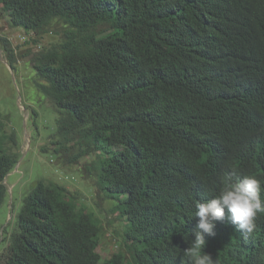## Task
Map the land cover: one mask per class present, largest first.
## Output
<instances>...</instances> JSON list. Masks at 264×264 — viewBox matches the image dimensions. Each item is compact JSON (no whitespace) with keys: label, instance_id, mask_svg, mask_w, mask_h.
I'll use <instances>...</instances> for the list:
<instances>
[{"label":"trees","instance_id":"trees-1","mask_svg":"<svg viewBox=\"0 0 264 264\" xmlns=\"http://www.w3.org/2000/svg\"><path fill=\"white\" fill-rule=\"evenodd\" d=\"M15 28H65L35 70L54 104L58 145L97 159L86 171L127 224L102 262L101 225L64 187L39 180L2 264H193L195 205L252 175L264 201V0H0ZM0 122V208L19 162ZM227 217V210H226ZM227 218L204 251L216 264H264Z\"/></svg>","mask_w":264,"mask_h":264},{"label":"rangeland","instance_id":"rangeland-1","mask_svg":"<svg viewBox=\"0 0 264 264\" xmlns=\"http://www.w3.org/2000/svg\"><path fill=\"white\" fill-rule=\"evenodd\" d=\"M0 5V122L2 134L12 136L11 146L19 162L7 176L8 196L0 208V264L4 261L17 217L39 180L51 187H64L78 210L93 213L100 221L101 243L97 249L101 261L124 253L127 220L115 211L116 202L98 192L95 179L87 171L98 157L80 158L77 146H59L57 113L53 102L42 92L45 81L35 70L36 60L58 46L65 28L54 22L44 31L15 28Z\"/></svg>","mask_w":264,"mask_h":264},{"label":"clouds","instance_id":"clouds-1","mask_svg":"<svg viewBox=\"0 0 264 264\" xmlns=\"http://www.w3.org/2000/svg\"><path fill=\"white\" fill-rule=\"evenodd\" d=\"M261 188L260 180L248 175L234 183L227 182L213 198L196 203L195 217L199 219L194 239L184 249L185 254L193 258V264H216L204 248L206 236L216 235L214 229L217 222H223L227 218L238 231L252 233L255 230L258 214L264 213Z\"/></svg>","mask_w":264,"mask_h":264}]
</instances>
